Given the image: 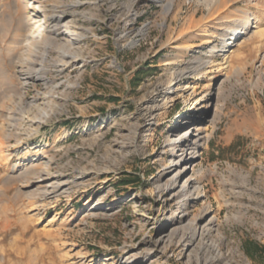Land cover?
Here are the masks:
<instances>
[{
	"label": "rangeland",
	"instance_id": "rangeland-1",
	"mask_svg": "<svg viewBox=\"0 0 264 264\" xmlns=\"http://www.w3.org/2000/svg\"><path fill=\"white\" fill-rule=\"evenodd\" d=\"M168 1L0 0V264H264V0Z\"/></svg>",
	"mask_w": 264,
	"mask_h": 264
},
{
	"label": "bare ground",
	"instance_id": "bare-ground-1",
	"mask_svg": "<svg viewBox=\"0 0 264 264\" xmlns=\"http://www.w3.org/2000/svg\"><path fill=\"white\" fill-rule=\"evenodd\" d=\"M175 5V2H174V0H169L168 1V3L166 4V10L167 11H170V9L173 7ZM205 5L207 6V15L205 16V18L207 19V18H212L211 20H214L213 19V17H214V15L215 14H217V13H219L220 11H221V9H223V8H226L227 7V3H226V0H205ZM35 8V7H34ZM33 8V10H35ZM36 9H37V11L39 12V11H43V8L40 6V5H37L36 6ZM24 14V13H23ZM23 14H22V16H23ZM36 14H37V12H36ZM25 15V14H24ZM195 15V14H194ZM194 15H191L190 16V20L192 21L193 20V18H195L194 17ZM41 16V15H40ZM220 16V14H218V17ZM25 17H26V15H25ZM227 17V16H226ZM229 18H232L233 20H236L235 18H237V15L236 14H232V15H230V16H228ZM24 18V17H23ZM22 18V19H23ZM54 18L55 17H53L52 19L54 20ZM204 18V19H205ZM215 18V17H214ZM56 19H58V21H60V17H56ZM26 20H28L27 18H26ZM35 21L37 20V19H34ZM210 20V21H211ZM35 21L34 22H32L33 24L35 23ZM39 21V20H38ZM246 23H250V21H249V18H247V19H245L244 20ZM25 23V20H24V22H23V24ZM32 23H29L28 21H27V23L25 24V27H26V29H28L29 30V32H28V34H27V36H26V41L28 42V43H30V40H31V38H33V35H32V33H34V26H33V24ZM239 24V23H238ZM39 27L40 26H42L41 24H39L38 25ZM247 27V26H246ZM206 28V27H205ZM39 29V28H38ZM37 31V30H36ZM232 31H234V33L236 34L238 31H239V29H238V26H236V27H234V28H232ZM182 34V33H181ZM180 34V35H181ZM230 35H232V32H230ZM227 40V43H225L224 44V47H226V46H228L227 44L228 43H230V38H228V39H226ZM204 41L205 42H209V38H205L204 39ZM32 46V45H31ZM30 46V47H31ZM32 48V47H31ZM183 49H187V48H185V47H183L182 48V50ZM173 83V79L172 80H170V82H169V85H171ZM185 140H188L187 139V137L185 138ZM203 140V138H200V139H197V141H199V142H201ZM193 145L195 146L194 147V151L196 150V148H197V146L199 145L196 141L193 143ZM192 159V157L190 158V160Z\"/></svg>",
	"mask_w": 264,
	"mask_h": 264
},
{
	"label": "trees",
	"instance_id": "trees-1",
	"mask_svg": "<svg viewBox=\"0 0 264 264\" xmlns=\"http://www.w3.org/2000/svg\"><path fill=\"white\" fill-rule=\"evenodd\" d=\"M229 147H234V143L233 144H231ZM136 181V180H135ZM134 181V179L133 180H131V179H129V180H125L124 182H135ZM249 245H250V250L253 248L254 249V252H250L249 251V256L250 257H253L254 256V253L255 254H257L258 252H260V253H264V245H261V244H259L258 242H256L255 240H249V243H248ZM252 251V250H251Z\"/></svg>",
	"mask_w": 264,
	"mask_h": 264
}]
</instances>
